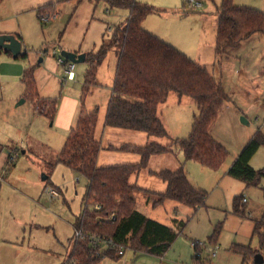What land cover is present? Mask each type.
Listing matches in <instances>:
<instances>
[{"label":"rangeland","instance_id":"374dc122","mask_svg":"<svg viewBox=\"0 0 264 264\" xmlns=\"http://www.w3.org/2000/svg\"><path fill=\"white\" fill-rule=\"evenodd\" d=\"M139 1L164 10L162 14H150L148 20L160 29L172 30L189 56L200 61L216 78L222 67L230 100L224 104L213 130L214 137L226 145L230 156L218 170L189 160L192 163L190 171L188 168L190 181L208 191L206 204L197 210L176 201L153 207L145 192L135 194L138 210L148 216L158 220L179 218L186 222L165 254L129 247L124 255L106 257L100 264H194L196 253L208 264H257L255 256L245 260L233 245L251 246L260 251L264 260V249L253 234L254 220L260 218L264 209V179L259 185L248 186L226 174L225 169L237 156L236 141L247 142L259 130L264 134V35L256 33L240 48H230L220 57L214 41L217 8L222 0H207L200 6L195 0ZM234 2L264 12V0ZM48 4L53 5L54 12L46 20L38 13V8ZM183 11L188 14L182 15ZM128 16L129 10L112 8L97 0H6L1 4L0 32L20 37L21 55L27 56L16 58L0 48V173L3 176L0 264H72L74 223L84 209L88 180L57 160L81 110L89 64L86 61L75 63L74 78L70 79L67 72L70 63H59V59L66 60L68 52L78 55L97 52L103 37L110 40L113 31L123 27ZM119 50L116 45L109 48L98 67L96 85L84 98V109L98 113L96 139L100 141L105 134L117 147L115 151L101 150L98 167L134 163L137 153L121 150L123 145L146 146L159 139L145 132L106 125ZM30 69L37 93L32 92L24 80ZM170 94L172 101L179 98L175 92ZM41 98L58 99L53 119L49 116L51 105L45 108L49 115L40 114L37 103ZM182 99L176 112L158 113L160 119L166 120L167 132L180 138L190 134L194 115L198 113L191 97ZM176 115L180 117L178 124L174 122ZM243 118L248 122L243 123ZM170 137H161L158 143L170 145L173 142ZM173 149L182 151L176 145ZM15 152L18 156L12 161L10 156ZM158 164L163 163L158 161ZM251 164L256 169L264 168V146L254 155ZM145 173L142 172L139 179L141 186L146 181L156 186L164 181L158 175ZM139 174L133 175L131 181L135 182ZM51 187L59 189L61 197H51L47 190ZM236 196H244L249 201L245 203L244 216L234 211ZM218 225L220 233L211 241L210 236ZM196 242L200 243L197 250ZM212 248H217L216 257L210 251Z\"/></svg>","mask_w":264,"mask_h":264},{"label":"trees","instance_id":"16d2710c","mask_svg":"<svg viewBox=\"0 0 264 264\" xmlns=\"http://www.w3.org/2000/svg\"><path fill=\"white\" fill-rule=\"evenodd\" d=\"M4 0H0V4ZM82 1V0H80ZM104 1L112 8L129 10V16L123 27L113 31L112 38L103 37L97 52L87 55L89 66L85 74L83 100L75 125L58 155V163L75 170L88 180L84 196V209L77 216L74 229L85 235L95 234L112 238L117 243L135 249H145L156 255H163L174 243L186 225L181 221L180 229L154 220L137 208V192H145L148 201L154 206H162L167 201H176L197 210L206 204L208 191L198 188L190 181L184 167L177 170L158 172L168 187L164 193L143 189L130 179L149 165L153 155H162L174 151L179 146L186 161L193 160L205 167L218 170L230 156L226 146L212 135V127L230 95L222 82L202 64L191 59L184 52L147 31L142 26L150 14H160L164 10L139 0H97ZM204 2L207 0H195ZM54 12L52 4L39 7L38 13L49 16ZM218 29L216 34V54L222 57L230 48H238L256 33L264 35V12L256 8L235 4L234 0H222L218 7ZM21 41V38L18 37ZM120 48L114 76L113 93L109 101L106 125L145 132L154 137H170L164 123L158 116V108L168 100L171 92L180 97H191L198 107L194 115L190 134L184 138H172L171 145L150 142L146 146L123 145L120 149L139 154L140 163L117 166H97L100 151L104 148L96 139L95 130L98 121L97 111L84 109V98L96 85L97 70L112 46ZM1 52V50H0ZM22 57L27 54L20 55ZM71 61L65 60L64 64ZM29 89L36 92L32 70L24 77ZM38 95V94H37ZM36 95V96H37ZM47 105L52 112H45ZM40 114L52 119L58 110V99L41 98L37 103ZM171 138V137H170ZM264 146V134L257 131L244 145L235 158L228 174L245 182L248 186L259 185L264 179V168L256 169L251 160ZM2 183L0 180V193ZM100 205L101 209H96ZM234 211L245 215L244 196H236ZM114 215V217H113ZM218 225L210 240L220 233ZM253 234L264 249V211L254 220ZM198 244L194 247L198 249ZM235 251L247 257H254L259 250L251 246L233 245ZM106 257H118L116 251L94 245L89 239L75 236L70 254L72 264H100ZM194 264H208L200 253L193 258Z\"/></svg>","mask_w":264,"mask_h":264},{"label":"crops","instance_id":"0c3cea01","mask_svg":"<svg viewBox=\"0 0 264 264\" xmlns=\"http://www.w3.org/2000/svg\"><path fill=\"white\" fill-rule=\"evenodd\" d=\"M5 1L6 0H4L2 3H5ZM146 1H148V2H152V3H155L154 1H152V0H146ZM143 2H145V1H143ZM1 3V4H2ZM1 4H0V6H1ZM201 5H202V2H201ZM246 6V5H245ZM39 7H41V6H39ZM219 7V6H218ZM217 10H218V8H217ZM259 10V9H258ZM261 11V10H260ZM163 13V12H162ZM162 13H160V14H162ZM188 13L186 12V11H183V13H182V15H187ZM148 18H149V16L148 17H146L145 18V20L143 21V23H142V26L144 27V29H146L147 31H149V32H151V33H153V34H155L156 36H158L159 38H161V39H163V40H165L166 42H168L169 44H171V45H173L174 47H176V48H178L179 50H184L186 53H188V54H186L184 51H182V52H184L186 55H188L189 56V52H188V50L185 48V47H183L182 45H180L179 43H178V40H176V35H173L172 34V30H164V29H160L159 27H157V26H154V24H152L149 20H148ZM217 29H218V13H217V28H216V30H215V41H214V46H216V34H217ZM153 31V32H152ZM9 34H11V33H8L7 31H5V32H0V35H9ZM252 37V36H251ZM250 37V38H251ZM18 38V37H17ZM250 38L249 39H247V40H245L244 42H246V41H248V40H250ZM178 39V38H177ZM21 42H22V39H21ZM243 42V43H244ZM243 43H242V45H243ZM201 45V44H200ZM200 45H198V46H200ZM241 45V46H242ZM240 46V47H241ZM22 47H23V45H22ZM240 47H238V48H240ZM238 48H235V49H238ZM230 54V53H229ZM191 55V54H190ZM191 59H193V60H195L194 58H192L191 56H189ZM86 58H87V56H86ZM195 61H197V62H199L200 63V61H198V60H195ZM201 64V63H200ZM222 66H223V64H222ZM223 70H222V67H221V70H220V73H219V75H218V78H216L215 77V75L213 74V76L216 78V79H218V80H220L221 82H222V84H223V86H224V82H223V72H222ZM225 88V87H224ZM113 93V92H112ZM173 95H169V97H168V100L165 102V103H163V104H161L160 106H159V108H158V113L160 114H162V115H164V111L166 110L167 111V113L168 112H176V109H179L178 107L179 106H181L182 105V102H183V97H180L179 96V98L178 99H174L173 101H172V97ZM164 110V111H163ZM167 116H168V114H167ZM162 117V116H161ZM179 116L178 115H176V117H175V119H174V122L176 123V124H178V122H179ZM165 119H167V121H169L168 120V117L167 118H165ZM162 120V122L163 123H165V121L166 120H163V118L161 119ZM173 121V120H172ZM166 124V123H165ZM193 124V123H192ZM141 132V131H140ZM169 135L171 136V134L169 133ZM174 135H179V134H174ZM212 135L214 136V130H213V127H212ZM104 137L100 140V142L102 143V146L104 147L103 149H106V150H112V151H115V150H117V147H115V146H113L111 143L113 142V140L109 137V138H106L105 137V134L103 135ZM156 138V137H155ZM157 138H159V139H155V141H162L161 140V138L160 137H157ZM171 138H180V137H174V136H171ZM151 139L149 138L148 139V141H150ZM173 141V140H172ZM219 142H221V141H219ZM248 142V141H247ZM247 142H242V141H236L235 143H234V147H235V151H237V155L240 153V151L243 149V147H244V145L247 143ZM173 143V142H172ZM222 143V142H221ZM223 144V143H222ZM128 145H131V144H128ZM171 145V144H170ZM224 146H226L225 144H223ZM1 152V151H0ZM100 154H101V151H100V153H99V155H98V159H99V156H100ZM138 156L135 158V160H134V163H131V164H137V163H140L141 162V160H142V157L139 155V154H137ZM237 156H235L231 161H230V163H228L227 165H226V169H225V173L226 174H228V170H229V168L231 167V165H232V163L234 162V160H235V158H236ZM98 159H97V161H98ZM8 160H9V157H8ZM158 161L159 162H162L163 164H158ZM252 161V160H251ZM224 165V164H223ZM222 165V166H223ZM252 165V164H251ZM184 167V169H185V171H186V173H187V175H188V168H189V171H190V169H191V166H192V163L191 162H189V161H186L185 160V158H184V154H183V152L182 151H175V149H174V151H172V152H170V153H167V154H162V155H153L151 158H150V161H149V165H148V167L146 168V169H144L143 171H141L140 172V174L139 175H137V177H136V179H135V182H132L131 181V179H130V181L133 183V184H135V185H137V186H139V187H141V188H143V189H146V190H150V191H154V192H156V193H164L166 190H167V187H168V184H167V182H165V181H163V183H160V185H158V186H156L155 184H153L152 182H142V183H144V184H142V186L141 185H139V179H140V176H141V173L142 172H146L145 174H147V175H157V173L158 172H161V171H163V170H172V171H174V170H177V169H179L180 167ZM253 166V165H252ZM186 167H187V169H186ZM254 167V166H253ZM255 168V167H254ZM189 176V175H188ZM1 179H3V176H2V174L0 173V180ZM146 183L147 184H150L151 186H147L146 185ZM193 184V183H192ZM194 185V184H193ZM194 186H196V185H194ZM196 187H198V188H202V187H199V186H196ZM54 188V187H53ZM56 190H58L59 191V193H60V197H61V192H60V190L59 189H57V188H55ZM202 189H204V188H202ZM204 190H206V189H204ZM207 191V190H206ZM244 199H246V197H244ZM246 202H249V201H247V199H246ZM245 202V203H246ZM149 204H150V202H149ZM152 204H153V201H152ZM166 204V203H165ZM164 204V205H165ZM163 206V205H162ZM153 207H156V206H154L153 205ZM263 207V206H262ZM137 208H138V202H137ZM176 208V207H175ZM263 209V208H262ZM140 211V210H139ZM263 211H264V209H263ZM263 211H262V213H263ZM142 212V211H141ZM177 212H178V210H177V208H176V210H175V213L177 214ZM142 213H144V212H142ZM253 213H254V208L253 209H251V214L253 215ZM146 216H148V214H146V213H144ZM262 215V214H261ZM261 215H260V217H261ZM148 217H150V218H152V219H154V220H157V221H159L160 223H163V224H165V225H169V226H173L176 230H179L180 229V223H181V221H183V220H180L179 218H174V219H164V220H158V219H156V218H153V217H151V216H148ZM177 217V216H176ZM184 229V228H183ZM183 231V230H182ZM76 233V232H75ZM194 242L192 241V244H193ZM129 248V247H128ZM73 249V248H72ZM119 257V256H118Z\"/></svg>","mask_w":264,"mask_h":264},{"label":"built area","instance_id":"2783aa9c","mask_svg":"<svg viewBox=\"0 0 264 264\" xmlns=\"http://www.w3.org/2000/svg\"><path fill=\"white\" fill-rule=\"evenodd\" d=\"M192 1H194V0H192ZM196 3H197L198 6L201 5L200 2L196 1ZM43 18L48 20L50 18V16H45ZM59 63L64 64L65 60H63L61 58V59H59ZM75 68H76V64L73 63V62H70L68 70H67L68 78H70V79L74 78V70H75ZM17 156H18V153H16V152L13 153L10 156V160H12V161L15 160ZM47 190H49V193H50L51 197H53V198L60 197L59 191L56 190L55 188L51 187V188H48ZM244 201L246 202V199H244ZM96 209H101V206L97 205ZM113 217H114V215H113ZM76 236H77V238H80V239H86L87 238L96 246L105 247V248L114 250V251H116V254L118 256L124 255L126 250L128 249V247L126 245L121 244V243H117L112 238H104V237H101V236H98V235H95V234L85 235V233L83 231H77L76 232ZM196 244L199 245L200 243L196 242ZM210 251L212 252V255L214 257L217 256V248H212V249H210Z\"/></svg>","mask_w":264,"mask_h":264},{"label":"water","instance_id":"95a60500","mask_svg":"<svg viewBox=\"0 0 264 264\" xmlns=\"http://www.w3.org/2000/svg\"><path fill=\"white\" fill-rule=\"evenodd\" d=\"M0 48L4 49L7 52L13 54L14 57H19L22 52V42L14 35H0ZM66 60H69L73 63H80L86 61V54L78 55L74 52L66 53ZM248 121L243 118V123ZM264 260L262 256L258 253L255 255V263H262Z\"/></svg>","mask_w":264,"mask_h":264}]
</instances>
